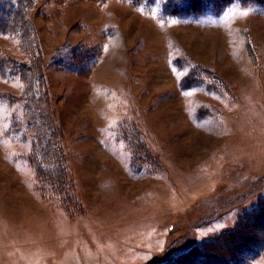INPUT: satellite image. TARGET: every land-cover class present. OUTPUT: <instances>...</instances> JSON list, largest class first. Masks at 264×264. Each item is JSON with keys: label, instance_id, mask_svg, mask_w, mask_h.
Returning <instances> with one entry per match:
<instances>
[{"label": "rangeland", "instance_id": "374dc122", "mask_svg": "<svg viewBox=\"0 0 264 264\" xmlns=\"http://www.w3.org/2000/svg\"><path fill=\"white\" fill-rule=\"evenodd\" d=\"M195 3L0 33V264H264V5Z\"/></svg>", "mask_w": 264, "mask_h": 264}, {"label": "trees", "instance_id": "16d2710c", "mask_svg": "<svg viewBox=\"0 0 264 264\" xmlns=\"http://www.w3.org/2000/svg\"><path fill=\"white\" fill-rule=\"evenodd\" d=\"M34 0H0V33H14L19 31V27L23 26L25 19V12L29 9V5ZM103 2L104 0H94ZM134 5H158L162 8H175L178 10V14H185L187 11H191V5H197L195 2L204 5L203 8H208L209 4H213L221 0H129ZM157 1V4L155 3ZM264 5V0H260ZM215 5V9H216ZM32 69L31 66L23 63L16 62L13 59L0 53V73L6 74L9 77H18L22 73H28ZM26 71V72H25ZM61 163H63L61 161ZM59 171L57 176L59 177L56 182L60 183L62 176H64V169L58 167ZM204 248V247H203ZM188 254V253H187ZM186 255V254H185ZM208 257H204L198 264H223L222 262L209 261ZM207 260V261H206ZM190 264H196L193 257H190ZM184 264V263H183ZM187 264V263H185Z\"/></svg>", "mask_w": 264, "mask_h": 264}]
</instances>
